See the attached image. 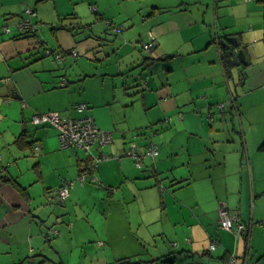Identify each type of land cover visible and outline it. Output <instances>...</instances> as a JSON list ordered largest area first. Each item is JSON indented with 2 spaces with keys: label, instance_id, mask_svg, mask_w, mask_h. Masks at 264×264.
I'll return each instance as SVG.
<instances>
[{
  "label": "crops",
  "instance_id": "obj_1",
  "mask_svg": "<svg viewBox=\"0 0 264 264\" xmlns=\"http://www.w3.org/2000/svg\"><path fill=\"white\" fill-rule=\"evenodd\" d=\"M262 10V0H0V264H264ZM20 19L35 35L19 36ZM232 36L252 57L233 76L219 43ZM44 48L68 53L54 61ZM37 114L91 117L112 134L90 150L105 158L95 182L77 179L91 157L61 149ZM22 133L30 145L15 143ZM64 183L67 200L50 204ZM221 209L247 235L222 229Z\"/></svg>",
  "mask_w": 264,
  "mask_h": 264
},
{
  "label": "built area",
  "instance_id": "obj_2",
  "mask_svg": "<svg viewBox=\"0 0 264 264\" xmlns=\"http://www.w3.org/2000/svg\"><path fill=\"white\" fill-rule=\"evenodd\" d=\"M27 15H32L31 11H26ZM263 22H264V0H263ZM22 28L27 30L29 33L35 32L37 26L32 24L30 20L22 21ZM6 30V29H5ZM8 31V30H6ZM154 47V42L142 43L141 48L143 51L150 52ZM46 54H50L48 51ZM61 56L55 54L53 60L56 61ZM66 80L62 79L60 86H65ZM87 108L84 104H78L76 106L77 111L82 112ZM54 118V119H53ZM53 119V120H52ZM53 121V125L57 130V138L59 146L61 149H73V150H83L88 157H91V162L87 166V170L80 172L77 179L80 184H83L86 180L94 182L96 180L94 172L98 163L104 160V157H93L91 156V148L98 143L99 145H107L112 141V134L101 131L97 128L94 123V120L91 117H84L79 119H72L70 117L64 116L57 118L56 114H46V115H34L32 117V122L34 124L44 122V121ZM33 150H38L40 147L36 143L33 144ZM144 156H149L155 158L158 154V148L155 145H149L144 148ZM130 157L136 159L138 154L135 152V149L128 152ZM137 166L140 167L139 160H136ZM85 168V169H86ZM71 183H64L57 190L53 191V195L58 196L61 200H65L69 195V188ZM220 227L227 231L233 232L235 237L240 235H247L248 227L243 222L239 220L235 215H231L226 209H221L220 211ZM261 226L264 228V219L261 221ZM211 250L215 249V245L210 246Z\"/></svg>",
  "mask_w": 264,
  "mask_h": 264
},
{
  "label": "trees",
  "instance_id": "obj_3",
  "mask_svg": "<svg viewBox=\"0 0 264 264\" xmlns=\"http://www.w3.org/2000/svg\"><path fill=\"white\" fill-rule=\"evenodd\" d=\"M262 2H263V0H262ZM94 11H96V10H94ZM93 11V12H94ZM262 12H263V10H262ZM96 13V12H95ZM26 14V13H25ZM97 15L99 16V14L97 13ZM262 17H263V14H262ZM72 19V18H71ZM75 19V18H74ZM24 19H20L19 20V22L17 21V28H18V34H19V36L20 37H27L28 35H35V32H32V33H29L27 30H25V29H23L22 28V21H23ZM79 23L77 22V23H75L74 24V26L75 25H78ZM108 24H111L110 22H108ZM4 27H1V28H4V32L5 33H7V32H10L9 31V25L8 24H4L3 25ZM84 26L86 27V26H88L87 24H85V25H80L79 27L80 28H84ZM89 26H91V25H89ZM65 27V26H64ZM61 28H63V27H57L56 29H61ZM66 28V27H65ZM89 30H91V28H89V27H87ZM8 30V31H6V30ZM67 30H69L70 32H71V34H72V36L73 37H76V36H78V35H80V33L79 32H74V30L72 29V28H70V27H68V29ZM263 32H264V22H263ZM43 46V45H42ZM43 51H45L44 52V54L46 55V52L48 51L50 54H48L47 56H49V57H54V55L55 54H59L60 56H62L63 57V55L64 54H66V53H68V51H63V52H55V51H52L51 50V48H49V49H46V48H44L43 49ZM222 51H223V53H222V59H223V66H224V69H225V71L227 72L228 71V60H227V57H226V55H225V52H224V49H222ZM170 57H165V58H163V59H161L163 62H167L168 61V59H169ZM230 66V65H229ZM62 81V80H61ZM60 84V83H59ZM61 87H64V86H61ZM216 108H217V111H219V112H222V111H224L226 108H227V105L225 104V103H218L217 105H216ZM211 115V114H210ZM25 133H22L16 140H15V143L17 144V145H19L20 147H22V146H28V145H30L31 144V142L30 141H28V140H26L25 141V136L26 135H24ZM156 146V145H155ZM148 147V146H147ZM158 148V147H157ZM158 155V154H157ZM149 157V156H148ZM157 157V156H156ZM155 157V158H156ZM151 158V157H150ZM151 159H153V158H151ZM90 162H91V159H90ZM97 168V167H96ZM95 168V169H96ZM85 170H87V168L85 169H83V170H81L80 172H83V171H85ZM79 172V173H80ZM95 173V172H94ZM96 181V180H95ZM94 181V182H95ZM62 186V185H61ZM60 186V187H61ZM58 189V188H57ZM57 189H55V190H57ZM55 190H52V191H49V193L47 194V197L49 198V203L51 204H55V205H61V204H63V203H65V201L67 200V198L65 199V200H61L58 196H56V195H53V191H55ZM57 206H55V207H57ZM262 221V220H261ZM261 221L259 222V224L261 223ZM53 225H55V223H53L52 224V227H54ZM260 226H261V224H260ZM52 227H49V229L48 230H50ZM262 227V226H261ZM233 233V232H232ZM234 234V233H233ZM235 236V235H234ZM243 236H245V235H240V236H237L236 238H240V237H243ZM170 257V254H168L166 257H165V262H167V263H172L173 262V260L174 259H171V258H169ZM164 262V261H163ZM110 264H143V262H141V261H134L133 259H131V258H121V259H118V260H116V261H114V262H112V263H110Z\"/></svg>",
  "mask_w": 264,
  "mask_h": 264
},
{
  "label": "water",
  "instance_id": "obj_4",
  "mask_svg": "<svg viewBox=\"0 0 264 264\" xmlns=\"http://www.w3.org/2000/svg\"><path fill=\"white\" fill-rule=\"evenodd\" d=\"M101 41H105V39H101ZM219 43L225 51L232 76V69H244L249 65V62H251L250 59L252 60V57L248 51L247 45L242 40H238L236 36L228 37L226 39L225 37H221ZM14 98L17 99L18 97L14 96Z\"/></svg>",
  "mask_w": 264,
  "mask_h": 264
},
{
  "label": "rangeland",
  "instance_id": "obj_5",
  "mask_svg": "<svg viewBox=\"0 0 264 264\" xmlns=\"http://www.w3.org/2000/svg\"><path fill=\"white\" fill-rule=\"evenodd\" d=\"M115 22H116V20H115ZM118 24V23H117ZM141 43V42H140ZM140 43L138 44L139 46H140Z\"/></svg>",
  "mask_w": 264,
  "mask_h": 264
}]
</instances>
